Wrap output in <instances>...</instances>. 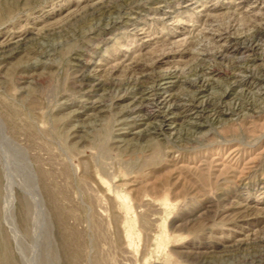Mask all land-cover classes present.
Instances as JSON below:
<instances>
[{
    "label": "rangeland",
    "instance_id": "1",
    "mask_svg": "<svg viewBox=\"0 0 264 264\" xmlns=\"http://www.w3.org/2000/svg\"><path fill=\"white\" fill-rule=\"evenodd\" d=\"M0 264H264V0H0Z\"/></svg>",
    "mask_w": 264,
    "mask_h": 264
},
{
    "label": "bare ground",
    "instance_id": "2",
    "mask_svg": "<svg viewBox=\"0 0 264 264\" xmlns=\"http://www.w3.org/2000/svg\"><path fill=\"white\" fill-rule=\"evenodd\" d=\"M182 103V102H181ZM176 106V105H175ZM33 172V171H32ZM30 175H31V179H32V181H31V183H32V185H30L31 187L29 188V190H28V188H25L26 190H27V193H28V195H30L32 198H33V200L34 201H37L38 200V195H37V189H36V187H35V182H34V180H33V176H32V173H29ZM12 175V174H11ZM29 175V176H30ZM9 176V175H8ZM12 182V181H11ZM29 182V181H28ZM30 183V182H29ZM28 183V184H29ZM25 185V184H24ZM12 189H11V187H9V189H8V202L10 203V205H12V200H13V198H12ZM25 195H26V192H25ZM29 198V197H28ZM37 205V204H36ZM39 205H40V202H39ZM38 205V206H39ZM37 206V207H38ZM36 207V206H35ZM11 208V207H10ZM10 208L8 209V210H10ZM39 208H40V206H39ZM36 211L37 212H39L37 209H36ZM34 212V211H33ZM10 214V213H9ZM11 215H12V212H11ZM13 219V218H12ZM10 220V219H9ZM11 221V220H10ZM14 229V228H13ZM18 237V236H17Z\"/></svg>",
    "mask_w": 264,
    "mask_h": 264
}]
</instances>
